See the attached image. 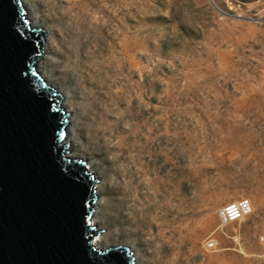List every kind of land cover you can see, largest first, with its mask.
Wrapping results in <instances>:
<instances>
[{
  "label": "rangeland",
  "instance_id": "1",
  "mask_svg": "<svg viewBox=\"0 0 264 264\" xmlns=\"http://www.w3.org/2000/svg\"><path fill=\"white\" fill-rule=\"evenodd\" d=\"M57 2L30 0L53 36L37 72L76 113L73 153L100 186L96 245L139 264H264V0ZM74 3L98 34L75 35ZM241 200L249 213L223 223Z\"/></svg>",
  "mask_w": 264,
  "mask_h": 264
},
{
  "label": "water",
  "instance_id": "2",
  "mask_svg": "<svg viewBox=\"0 0 264 264\" xmlns=\"http://www.w3.org/2000/svg\"><path fill=\"white\" fill-rule=\"evenodd\" d=\"M45 36L22 0H0V264H137L96 245V177L67 156L69 115L37 72Z\"/></svg>",
  "mask_w": 264,
  "mask_h": 264
},
{
  "label": "bare ground",
  "instance_id": "3",
  "mask_svg": "<svg viewBox=\"0 0 264 264\" xmlns=\"http://www.w3.org/2000/svg\"><path fill=\"white\" fill-rule=\"evenodd\" d=\"M22 1H23V7L25 8V10L26 9L28 10V15H30L31 20L33 21V22H31V25L33 26V28H37V29L40 28L42 30L44 29V31L46 33L45 43H44V48H43V50H44L43 56H42L40 62L37 63V69H38V65L42 68L43 62L48 60L49 55L51 53V48H52L51 44H52L53 36H52L51 32L49 31V29H47L46 27L44 28V25H41L40 22H38L37 17L34 16V9L30 4V0H22ZM47 1L49 2L50 6H53V5L56 6L57 5L56 3H58L57 0H47ZM65 14L69 17L70 27L75 30V32H76L75 35L90 34L91 32H94L97 34L99 33L100 24H98V23L92 24L91 23V20L93 18L92 14L90 12H85L83 10H80L78 7L76 8L75 3L71 7L66 9ZM42 74H43V78L45 79V81L51 82L52 79H51V76L49 73H46L43 70ZM87 82H88V79H87ZM144 85H145V83H144ZM88 90L89 89H86V93L89 97V98H87V100L89 99L91 102H93L95 100V98H91L92 91L91 90L88 91ZM131 91L134 95L135 100H136V98L139 97V95L141 96L143 93L142 86L137 84V83L132 84ZM58 93L62 96V108L69 115V117H68L69 123H68L67 131H66V138L62 142L61 145H68L67 156L72 158V159H75L77 156L73 153L74 149H73V144H72L73 143L72 135L75 132L74 125H75L76 113L75 114L73 113L72 107L68 104L67 94L64 92V90H62L60 88ZM116 102H117V98H114V103H116ZM131 107H132V101L130 100L128 108L131 109ZM106 112H107V109H106ZM101 125H102V122H96V121L92 122L91 129H90V137L96 138L99 135V132L101 130ZM135 142L133 143V145L131 147L135 146ZM95 187L98 190L100 186L98 185V183H96ZM98 197H99V193H98ZM100 205H101V199L99 198L98 201L96 202V204L94 205L95 206L94 207L95 208L94 215H95L96 211L99 210ZM98 239H100V237L97 238L96 241ZM137 264H139V263H137ZM169 264H172V261Z\"/></svg>",
  "mask_w": 264,
  "mask_h": 264
},
{
  "label": "built area",
  "instance_id": "4",
  "mask_svg": "<svg viewBox=\"0 0 264 264\" xmlns=\"http://www.w3.org/2000/svg\"><path fill=\"white\" fill-rule=\"evenodd\" d=\"M251 209L250 202L246 200L236 201L231 203L230 206L226 207L221 212L222 222L225 224H231L237 221H241L249 213ZM209 249L215 248V242L210 240L207 244Z\"/></svg>",
  "mask_w": 264,
  "mask_h": 264
}]
</instances>
